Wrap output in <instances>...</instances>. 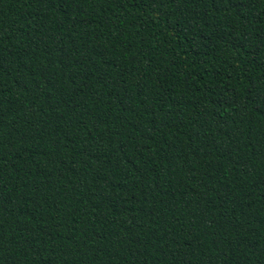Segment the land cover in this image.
<instances>
[{"label": "trees", "instance_id": "obj_1", "mask_svg": "<svg viewBox=\"0 0 264 264\" xmlns=\"http://www.w3.org/2000/svg\"><path fill=\"white\" fill-rule=\"evenodd\" d=\"M0 264H264V0H0Z\"/></svg>", "mask_w": 264, "mask_h": 264}]
</instances>
